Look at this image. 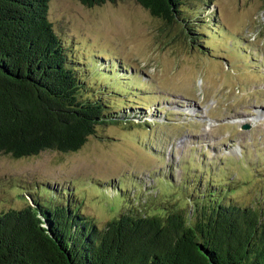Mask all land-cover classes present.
<instances>
[{
  "label": "rangeland",
  "instance_id": "1",
  "mask_svg": "<svg viewBox=\"0 0 264 264\" xmlns=\"http://www.w3.org/2000/svg\"><path fill=\"white\" fill-rule=\"evenodd\" d=\"M209 1L187 0L205 10L197 21L207 18L190 39L179 22L135 0H49L52 27L84 78L107 83L121 116L134 118L96 125L74 151L0 152V211L24 206L29 191L45 184L72 183L80 208L99 225L121 202L110 181L130 195L135 183L141 195L158 186L170 199L180 197L189 173L232 181L237 199L264 189V1ZM167 169L172 185L160 181Z\"/></svg>",
  "mask_w": 264,
  "mask_h": 264
},
{
  "label": "trees",
  "instance_id": "2",
  "mask_svg": "<svg viewBox=\"0 0 264 264\" xmlns=\"http://www.w3.org/2000/svg\"><path fill=\"white\" fill-rule=\"evenodd\" d=\"M135 1L179 22L190 39L207 22L197 21L196 12L205 10L193 11L187 0ZM197 1L210 6L209 0ZM48 4L0 0V152L14 157L74 151L96 125L134 118L121 116L107 83L84 78L52 27ZM167 171L160 181L172 185ZM196 175L185 177L173 199L158 186L141 195L135 183L130 195V188L110 181L108 190L121 202L102 225L80 208L83 199L72 183L29 191L27 204L0 211V264H264V189L237 199L229 195L232 181L191 178Z\"/></svg>",
  "mask_w": 264,
  "mask_h": 264
}]
</instances>
